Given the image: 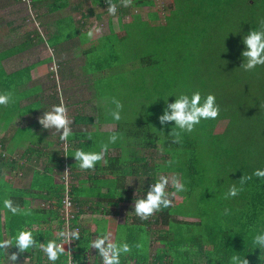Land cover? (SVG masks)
Returning <instances> with one entry per match:
<instances>
[{
	"label": "trees",
	"instance_id": "1",
	"mask_svg": "<svg viewBox=\"0 0 264 264\" xmlns=\"http://www.w3.org/2000/svg\"><path fill=\"white\" fill-rule=\"evenodd\" d=\"M90 3L109 16L108 32L99 37L89 38L85 22L62 15L69 8L66 0H32L35 13L46 9V22L38 15L34 21L50 26L47 40L39 32L20 35V22L4 25L0 21V93H13L8 105H0V122L24 98V86L33 82V71L52 60L10 74L4 63L43 41L60 60L59 75L64 76L69 64L63 54H77L73 58L78 64L68 72H72L70 78L79 79L92 97L110 94L123 104L121 119L112 130L100 134L86 131L79 139L70 136L64 148L59 138L54 159L50 157L53 164L35 176L28 192L4 180L3 167H14L17 159L6 158L0 152V240L13 242L9 254L18 252V232L29 229L37 245L21 254L17 264H25V260L26 264H69V259L74 264H87L90 246L81 248L80 239L72 241L69 255L61 236L63 195L67 191L73 201L72 226L79 230L72 148L95 151L97 144L107 143L111 135L117 134L120 138L108 145L106 153L108 171L117 173L109 182L106 198L117 203L135 200L136 195L144 198L161 175L179 177L186 189L176 193L181 203L172 202L169 208L155 213L157 224L158 215L161 224L167 226L158 238L164 248L155 257V264H202L203 260L206 264H232L234 255L247 258L250 264H264V252L254 243L257 234H264V177L252 175L257 169L264 170V65L250 71L242 67V52L246 50L243 38L251 30L260 29L264 0H173L163 23L157 20V13L144 20L136 12L153 8L155 0H132L129 7L113 0L117 5L115 15L108 13L105 0ZM54 15L59 19L51 21ZM118 17L129 19L123 32H116L113 26ZM52 76L49 68L48 79ZM52 82L50 105H59L65 93L59 92L58 82ZM39 91L28 88L27 98L39 97ZM196 91L201 93L202 102L208 94H214L220 114L216 119L201 120L191 133L181 132V142L174 143L170 133L175 122L162 126L158 117L163 114L166 99L171 103L176 99L174 95ZM221 121L226 124L218 131ZM65 167L69 168V177L63 181L60 176V184L54 183L52 169L62 175ZM232 185L242 190L235 197L225 198ZM115 191H122V197ZM169 191H176L171 184ZM29 196L41 199L45 205L34 206L27 200ZM5 199L19 206L21 212L13 215L4 207ZM142 230H133L131 242H127L131 247L125 256L128 264L147 261L148 252L138 249L135 243ZM50 241L65 248L55 262L40 247ZM0 264H10L3 250Z\"/></svg>",
	"mask_w": 264,
	"mask_h": 264
},
{
	"label": "crops",
	"instance_id": "2",
	"mask_svg": "<svg viewBox=\"0 0 264 264\" xmlns=\"http://www.w3.org/2000/svg\"><path fill=\"white\" fill-rule=\"evenodd\" d=\"M66 1L69 4V8L63 12V16L73 18L74 20H80L83 23L87 19H93V17L86 18L85 16V14L92 13L90 9H87L91 7L90 0H78L75 2L72 0ZM86 6L88 7L86 8ZM56 19L59 18L55 16L51 21ZM21 20L24 19H20V16H16L12 21L18 24ZM4 25L7 24L5 23ZM95 34L96 33H94V35ZM18 57L4 63L5 70L8 74L27 66L44 62L38 61L23 67L21 66V61H18L19 63L12 66L8 65L10 64L8 62L14 59L16 60ZM48 70L49 64L46 66L40 65L33 71V82L24 86V98L18 103V106L11 111L10 114H6L2 122H0V150L6 155V158L11 157L17 159L14 163V167L7 165L3 167L2 176L6 182H10L14 188L22 190L23 192H28L30 183L39 172H43L46 167L53 164L54 160H51L50 157L54 159V152L58 149L59 134L55 133V129H44L39 123V117L43 115L45 111L52 108L50 105L52 88L50 85L49 87L47 85L49 84ZM28 88H40V91L37 93L39 96L36 97L37 100L36 98H27ZM76 92L67 94L66 97H63L64 99L68 98L70 100L68 110L69 116L73 120L71 125V137L73 139L77 137L79 139V136L86 131L94 132V134L99 132L100 134V132L112 130L115 127L116 124L108 123L107 117L101 108V102L105 96L95 98L88 92L82 91L79 92V94H76ZM101 145L102 144H97V146H99L97 149H100ZM72 149L76 151L79 149V146H73ZM97 149H95L94 152L100 151ZM83 150L85 151L86 149L83 148ZM75 151L72 152L71 165L75 174L74 197L78 207L76 226H78L80 230V247L82 248L85 245L90 246L92 240L107 233H111L113 242L119 243L123 230L125 231L126 241L131 242L134 235L133 230H140V228H142V235L147 237L148 244L146 246V252H148L149 255L144 264L147 262L149 264H155L156 261L154 259L157 257L156 252L161 250L153 249L154 244H156L155 214L147 220H142L134 213L133 206H129L125 204V202L117 203L115 200H110L108 197L106 198L109 182L117 177V173L112 174V172L110 173L108 171L106 155L104 160L95 165L94 169L82 170L73 156ZM50 176L53 178L54 183L60 184L61 174L54 168ZM115 194L116 196L122 197V191H115ZM27 200L37 207L45 205V202L39 198L34 199L29 196ZM129 202H134V200ZM51 227L57 229L56 226L52 225ZM86 239L88 243H84ZM68 245L69 244H65L64 246L67 248L70 255L71 245ZM73 247L76 249L75 243ZM87 256L89 257L87 264H102V259L98 256V250L89 247ZM124 258V260H120V263L128 264L129 258L125 256ZM69 260V264H74L71 262V259ZM166 260L167 259H164L165 263ZM137 262L138 260H134L129 264H137Z\"/></svg>",
	"mask_w": 264,
	"mask_h": 264
},
{
	"label": "clouds",
	"instance_id": "3",
	"mask_svg": "<svg viewBox=\"0 0 264 264\" xmlns=\"http://www.w3.org/2000/svg\"><path fill=\"white\" fill-rule=\"evenodd\" d=\"M109 5L107 11L111 15L117 13V5L113 3V0H105ZM123 7H129L132 4V0H121ZM99 31V28L90 30L87 35L92 38L94 32ZM243 43L246 46V50L242 52V56L245 58V62L242 67L247 70H253L258 65H264V21H261V27L259 30H251L244 38ZM172 96V95H170ZM176 97L174 102L167 103L163 110V114L158 117L162 126H167L171 122H175L170 135L174 137V143H180L182 140L181 132L191 133L195 126L198 125L201 120L216 119L220 114V106L216 103V97L214 94H208L206 98H203L199 91L192 93L191 95L181 93L174 95ZM13 98L12 92L0 93V105H8ZM115 104V110L111 113L115 120L121 119V111L123 104L113 99ZM39 123L46 130L55 129L56 134H60L61 141H67L72 135L71 125L73 123L72 118L69 116V110L67 106L61 101L59 105H53L48 111H45L43 115L39 117ZM179 129L180 131H174ZM163 133V131H160ZM53 134V133H51ZM120 137L117 134H113L108 138L107 143L101 145L100 151H84L77 149L74 153V157L79 164L80 169L88 170L94 169L95 165L104 160V157L108 151V145L115 143ZM89 140L93 137L91 134L88 136ZM169 164L172 161L168 162ZM257 177H264V170L257 169L252 173ZM251 176L247 177L250 179ZM244 179H241V184L244 183ZM176 191L169 193L167 191L169 185ZM184 184L179 177L169 178L168 176L161 175L155 183H152L150 189L146 193L144 198H135L134 200V213L142 220H147L156 212L161 211L163 208H169L172 205V197H175L177 192L185 191ZM241 188H237L232 185L229 191L225 194V198L235 197L241 191ZM4 207L7 208L13 215L21 212L19 206H15L10 199L4 200ZM61 236L70 242L80 239L79 230L71 232L61 233ZM254 243L257 248L264 252V234H257L254 237ZM37 245V241L34 238L32 231L24 229L18 232L15 237V246L18 248V252L9 254L8 249L13 247V242L8 239L0 240V250H3L7 255V259L10 264H17L19 256ZM41 250L45 252L47 258L50 261L55 262L60 255L65 252L63 244L50 241L44 246L40 244ZM91 249L98 250V256L102 259V264H120V256L131 252V247L127 242L117 243L113 242L111 233L102 234L91 241ZM137 248L142 247L140 244L136 245ZM83 257L81 260L83 261ZM89 259V258H88ZM232 264H250L247 258H241L237 255L231 257ZM26 264V260H25Z\"/></svg>",
	"mask_w": 264,
	"mask_h": 264
},
{
	"label": "rangeland",
	"instance_id": "4",
	"mask_svg": "<svg viewBox=\"0 0 264 264\" xmlns=\"http://www.w3.org/2000/svg\"><path fill=\"white\" fill-rule=\"evenodd\" d=\"M72 1H78V0H72ZM173 0H155V6L153 8L150 9H142L139 11H136L137 13L141 14V16L143 17L144 20L148 19L149 14L152 13H157V20L159 22H165L168 15H169V11L168 8H170V5L172 4ZM87 8L88 6H86L87 9H90L92 11V13L90 14H85L86 18H91L93 17V19H87L85 21V27L88 30H92L94 28H99V31L95 32V36L99 37L103 34H106L108 32V14L106 12H104L102 8L100 7H96V6H92ZM46 9L44 10H37V12H34V16H32L28 9L26 8V4L22 1H17V0H0V21L1 23L5 24L8 22H13V18H15L16 16H20V19H24L25 22H20V26H22V31L20 32L21 34L24 33H32V32H39L45 39L47 40L49 37L47 35V33H49L48 31L50 30L49 27L50 26H41L40 23L38 21H34V18L37 17V15L41 18V20H43L45 18V14ZM12 15V16H10ZM51 16V15H49ZM55 18V16H54ZM51 19V17H50ZM129 21V19H123L121 17L115 18L113 20V26L116 30V32H123L124 30V26L125 24ZM39 26H38V24ZM43 22V21H42ZM46 22V19H44V22ZM19 24V23H18ZM15 26V25H14ZM35 35V34H34ZM63 56L65 57V60L69 62V64L65 67L66 68V73L64 74V76H61L57 73L58 69H57V62L60 61L57 56L54 54V52L52 50H50L47 46L45 41L38 43V45L36 47H34L32 50H30L28 53L24 54L23 56H19L16 60L14 59L11 62H8L10 64V66L19 63L18 61H21V66H25V65H29L31 63L34 62H38V61H45L48 60L49 58L52 60V62L49 64V68H50V73L53 72V76L51 78L48 79V87L49 85L52 86V84L54 82H52V80L58 82V89L59 92H62L63 94L65 93V97L67 96V94L70 93H75L79 94V92H87L85 90L84 85L81 86L79 79L75 80L74 78H70L72 75V72L69 74L68 72L71 69H75V66L78 64V62L75 60V58H73L74 56H77V54H70L66 55L63 54ZM117 91V90H116ZM64 97V96H63ZM61 98V100L63 101V103L67 106V108H69L70 105V100L68 98ZM101 108L103 109V113L106 115L108 123H113L115 124V122L117 120H115L112 116V112L115 109L114 103H113V99L111 97L110 94H105V98L102 100L101 102ZM226 124V121H221L218 124L217 130L221 131L224 129ZM0 152H2V150H0ZM2 154V153H1ZM133 179V178H132ZM167 191L169 193H171L169 191V187L167 189ZM133 196H135V193L133 194ZM137 196V195H136ZM137 198L139 199V197L137 196ZM172 201L174 203V205H177L179 203L182 202L181 197H179L177 194L175 195V197H172ZM125 204L127 205H131L134 207V202H125ZM126 207V205H125ZM157 220H158V224L156 222V226H155V237H156V244H154L153 249H161L163 248L162 244L160 241H158L159 236L161 235V233H163V231L165 232L167 230V226L161 224V221L158 217V215L156 216ZM147 237L145 235H142L140 233V235L137 238V241L135 242L136 244H140L142 247L138 248L141 251H147L146 246H147ZM123 242H127L126 241V235H125V231L123 230L122 234H121V238L119 239V243H123ZM69 246V245H68ZM67 246V247H68ZM159 252H156V254H158ZM129 253L127 254H122L121 256H128ZM204 258V257H203ZM195 261H199V260H195ZM202 264H206V261L203 260Z\"/></svg>",
	"mask_w": 264,
	"mask_h": 264
},
{
	"label": "built area",
	"instance_id": "5",
	"mask_svg": "<svg viewBox=\"0 0 264 264\" xmlns=\"http://www.w3.org/2000/svg\"><path fill=\"white\" fill-rule=\"evenodd\" d=\"M18 1H22L26 4V8L28 9L29 13L34 16V11L32 10V0H18ZM38 24V23H37ZM39 26V24H38ZM62 101V100H61ZM65 142L63 141L61 148L65 147ZM62 176V180L64 181V178H68L69 177V168L65 167L64 173L61 175ZM63 208L61 211V216H62V220L64 222L63 227H62V232L61 233H65V232H71L74 230H77L75 227L72 226V220L75 218L74 214H73V201L71 200L70 196H69V191H67V193H65L63 195ZM63 239L65 240L66 244L71 245L72 242L69 243V241L67 239H65L63 237Z\"/></svg>",
	"mask_w": 264,
	"mask_h": 264
}]
</instances>
